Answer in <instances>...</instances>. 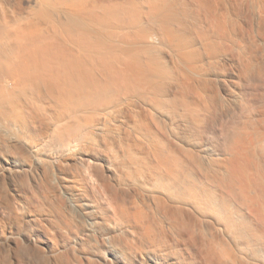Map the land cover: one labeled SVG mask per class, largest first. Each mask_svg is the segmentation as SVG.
<instances>
[{
	"label": "bare ground",
	"instance_id": "bare-ground-1",
	"mask_svg": "<svg viewBox=\"0 0 264 264\" xmlns=\"http://www.w3.org/2000/svg\"><path fill=\"white\" fill-rule=\"evenodd\" d=\"M0 264H264V0H0Z\"/></svg>",
	"mask_w": 264,
	"mask_h": 264
},
{
	"label": "rangeland",
	"instance_id": "rangeland-1",
	"mask_svg": "<svg viewBox=\"0 0 264 264\" xmlns=\"http://www.w3.org/2000/svg\"><path fill=\"white\" fill-rule=\"evenodd\" d=\"M252 103H253V102H252ZM255 109H256L255 107H254V109H253V107H252V111L255 110ZM231 114H232V113L228 114V118H226V119L224 118L225 120H223L224 122H222V124H221V127H224V128L226 127V128L224 129V130H225V133H224L225 135H226V133H227V131H226V130H227V127H228V128L230 127L229 125H230V122L232 121V120H231V117H230V116H232ZM228 121H230V122H228ZM231 123H232V122H231ZM219 124H220V123H219ZM219 124H218V125H219ZM224 124H225L226 126H225ZM222 125H223V126H222ZM221 127H218V128L221 129ZM218 128H217V129H218ZM218 131H219V130H218ZM224 134L221 135V139H222L223 141H224V139H226ZM222 137H223L224 139H223ZM219 138H220V137H219ZM221 139H218V140H221ZM218 140H217V141H218ZM222 140H221V141H222ZM221 141H218V142H221Z\"/></svg>",
	"mask_w": 264,
	"mask_h": 264
}]
</instances>
